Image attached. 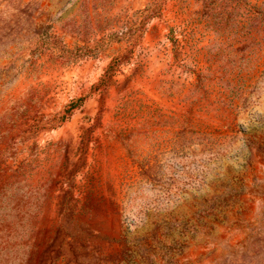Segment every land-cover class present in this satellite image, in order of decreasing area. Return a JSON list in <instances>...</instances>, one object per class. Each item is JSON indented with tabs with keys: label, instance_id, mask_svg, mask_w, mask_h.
Here are the masks:
<instances>
[{
	"label": "rangeland",
	"instance_id": "1",
	"mask_svg": "<svg viewBox=\"0 0 264 264\" xmlns=\"http://www.w3.org/2000/svg\"><path fill=\"white\" fill-rule=\"evenodd\" d=\"M0 264H264V0H0Z\"/></svg>",
	"mask_w": 264,
	"mask_h": 264
}]
</instances>
